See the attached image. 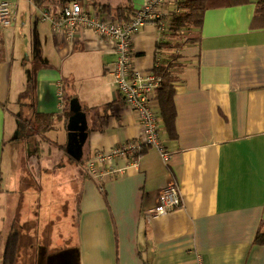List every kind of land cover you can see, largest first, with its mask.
<instances>
[{
  "label": "crops",
  "instance_id": "0c3cea01",
  "mask_svg": "<svg viewBox=\"0 0 264 264\" xmlns=\"http://www.w3.org/2000/svg\"><path fill=\"white\" fill-rule=\"evenodd\" d=\"M11 1L13 22L0 29V209L2 198L7 203L10 193L20 191L7 164L19 121L26 135H34L35 114L51 116L48 131L59 124L67 128L72 115L65 106L67 93L87 120L78 162H85V169L94 153L141 133L112 85L116 54L111 43L84 29L68 40L53 33L39 11L76 2L89 14L115 19L119 7H130L132 16L147 0ZM256 3L242 0L207 10L198 40L179 50L165 48L178 38L165 21L163 26L146 24L132 37L137 71L150 73L156 64L178 56L170 131L158 102L152 101L169 160L164 163L155 149L143 147L137 167L123 176L72 172L67 182L58 180L64 201L69 194L78 199L76 239L58 250L38 248L34 264H197V257L202 264H264V246L253 244L264 232V26H252ZM48 131L45 138L53 142ZM66 144L56 145L66 150ZM31 157L29 152L28 162ZM125 166L118 159L96 169ZM60 174L51 173L42 184L36 178L24 192L36 183L40 190L45 183L46 189ZM172 181L179 185L182 208L148 218L159 190Z\"/></svg>",
  "mask_w": 264,
  "mask_h": 264
},
{
  "label": "built area",
  "instance_id": "2783aa9c",
  "mask_svg": "<svg viewBox=\"0 0 264 264\" xmlns=\"http://www.w3.org/2000/svg\"><path fill=\"white\" fill-rule=\"evenodd\" d=\"M168 0H147L135 10L128 21L108 19L98 13L89 14L76 2L63 5L53 11L43 8L39 11L40 20L49 23L55 34L72 40L81 30L92 31L100 40L111 43L116 60L110 69L112 85L122 102L137 119L141 133L139 138L116 146L107 152H96L87 161L88 175L103 177L123 176L127 168H136L138 155L143 147L155 149L164 163L169 153L160 139L159 117L152 106L153 95L161 82L159 76L142 73L132 67V37L146 24L163 26L168 13H179L178 8L165 9ZM15 16V5L11 0H0V29L9 27ZM125 160V167H110L99 172L96 166H104L113 160ZM179 185L176 181L168 183L159 190L156 206L147 212L148 218L165 215L182 208ZM197 264H202L199 257Z\"/></svg>",
  "mask_w": 264,
  "mask_h": 264
},
{
  "label": "rangeland",
  "instance_id": "374dc122",
  "mask_svg": "<svg viewBox=\"0 0 264 264\" xmlns=\"http://www.w3.org/2000/svg\"><path fill=\"white\" fill-rule=\"evenodd\" d=\"M185 34H187L185 29L176 33L178 37L176 40ZM65 98L66 110H69L71 99L68 93ZM67 135L64 124L55 125L48 131L47 137L53 142L48 141L45 134L26 135L23 129L21 138L16 139L14 151L7 157L12 179L19 180L20 191L10 193L7 203L3 198L1 200L0 225H3L0 231V251L2 252L10 232L17 231L21 235L17 264H34L38 248L58 250L59 247L69 246L76 239L78 199L77 196L72 197V194H69L65 198L67 201H64L58 191L57 182L61 179L67 182L72 172L75 175L79 173L82 177L87 171L85 162L79 164L70 160L66 150H61L57 146L66 143ZM12 141L11 139L10 142ZM29 152L32 155L30 162L27 159ZM51 173L61 174L53 176L46 189L45 183L41 190L39 183H36L31 184L32 191L24 192L34 179H39L42 184L45 179H50ZM3 192H6L4 187Z\"/></svg>",
  "mask_w": 264,
  "mask_h": 264
},
{
  "label": "trees",
  "instance_id": "16d2710c",
  "mask_svg": "<svg viewBox=\"0 0 264 264\" xmlns=\"http://www.w3.org/2000/svg\"><path fill=\"white\" fill-rule=\"evenodd\" d=\"M38 0H34L37 3ZM168 10L178 8L179 13L170 11L164 20L167 22L166 27L172 34L187 30L184 40H177L173 45H165L169 50H179L186 44L193 43L198 40L199 31L202 26L204 13L209 9L235 6L242 2V0H172ZM164 5V6H165ZM101 11L110 12L109 8L102 7ZM114 18L119 21H128L131 19L130 7H119L114 12ZM263 24L264 26V0H257L255 14L252 20V26L258 27ZM190 31V34H189ZM196 35V37H195ZM178 56L173 54L167 63L156 64L152 73L161 78L160 85L155 90L153 99L158 102L161 118L164 126L168 131L172 129L174 122V107H173V94L174 84L176 82V68L178 67L175 61ZM52 123L50 115L35 114L31 124L34 134H45ZM19 127L16 138L20 139L23 132V125L19 121ZM22 127V128H21ZM20 234L17 231H12L7 237L4 245L1 264H17L19 249L21 248ZM253 244L256 246H264V232H258L254 238Z\"/></svg>",
  "mask_w": 264,
  "mask_h": 264
},
{
  "label": "water",
  "instance_id": "95a60500",
  "mask_svg": "<svg viewBox=\"0 0 264 264\" xmlns=\"http://www.w3.org/2000/svg\"><path fill=\"white\" fill-rule=\"evenodd\" d=\"M69 109L72 115L69 117L67 125L66 152L75 161L79 162L82 159V147L87 136V120L76 99L70 101ZM79 134L80 138L78 142H75L74 139Z\"/></svg>",
  "mask_w": 264,
  "mask_h": 264
},
{
  "label": "flooded vegetation",
  "instance_id": "af4514ba",
  "mask_svg": "<svg viewBox=\"0 0 264 264\" xmlns=\"http://www.w3.org/2000/svg\"><path fill=\"white\" fill-rule=\"evenodd\" d=\"M79 138H80V134L79 135H77L76 137H75V142L77 141L78 142V140H79Z\"/></svg>",
  "mask_w": 264,
  "mask_h": 264
}]
</instances>
